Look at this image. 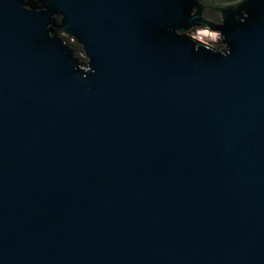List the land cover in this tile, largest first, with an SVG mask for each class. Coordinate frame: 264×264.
Returning <instances> with one entry per match:
<instances>
[{
  "label": "water",
  "instance_id": "95a60500",
  "mask_svg": "<svg viewBox=\"0 0 264 264\" xmlns=\"http://www.w3.org/2000/svg\"><path fill=\"white\" fill-rule=\"evenodd\" d=\"M0 264H264V0H0Z\"/></svg>",
  "mask_w": 264,
  "mask_h": 264
},
{
  "label": "rangeland",
  "instance_id": "374dc122",
  "mask_svg": "<svg viewBox=\"0 0 264 264\" xmlns=\"http://www.w3.org/2000/svg\"><path fill=\"white\" fill-rule=\"evenodd\" d=\"M204 30H194L191 34L194 37H196L197 39H199L201 42H203L204 44H207L209 46H214L211 43H218L217 40H219V36L216 33L213 32H208ZM204 32V34H202Z\"/></svg>",
  "mask_w": 264,
  "mask_h": 264
},
{
  "label": "bare ground",
  "instance_id": "6f19581e",
  "mask_svg": "<svg viewBox=\"0 0 264 264\" xmlns=\"http://www.w3.org/2000/svg\"><path fill=\"white\" fill-rule=\"evenodd\" d=\"M205 32V31H204ZM204 32L202 34H204ZM206 33V32H205Z\"/></svg>",
  "mask_w": 264,
  "mask_h": 264
}]
</instances>
